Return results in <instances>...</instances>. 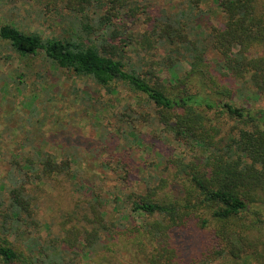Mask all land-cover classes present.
I'll list each match as a JSON object with an SVG mask.
<instances>
[{
	"label": "trees",
	"instance_id": "trees-1",
	"mask_svg": "<svg viewBox=\"0 0 264 264\" xmlns=\"http://www.w3.org/2000/svg\"><path fill=\"white\" fill-rule=\"evenodd\" d=\"M53 1L65 10L61 33L26 32L12 19L0 25V40L20 56L41 53L108 91L120 83L143 94L196 154L168 158L166 173L147 181L144 192L114 193L117 218H106L109 198L93 193L82 211L67 213L68 220L80 214L86 225L72 224L63 236L36 235L26 248L12 237L39 226L26 185L71 171L67 159L56 162L51 154L19 156L14 163L24 177L13 182L7 205L0 201V264H77L84 255L107 257L124 241L144 264H212L224 256L264 264V106H254L264 99V0H187L177 13L153 16L134 0ZM209 1L222 21L204 30L196 18ZM142 12L146 26L135 35L130 27ZM131 46L151 51L153 59L132 63ZM159 49L167 60L157 57ZM125 172L119 180L129 183ZM188 239L195 253L185 258Z\"/></svg>",
	"mask_w": 264,
	"mask_h": 264
},
{
	"label": "rangeland",
	"instance_id": "rangeland-1",
	"mask_svg": "<svg viewBox=\"0 0 264 264\" xmlns=\"http://www.w3.org/2000/svg\"><path fill=\"white\" fill-rule=\"evenodd\" d=\"M134 1L139 7H146L152 16L187 8V0ZM61 5L54 6L53 0H0V25L13 19L26 32L38 30L45 36L59 34L64 26L61 16L65 12ZM200 8L203 14L196 19L204 30L209 23L222 21V12L215 3L204 2ZM145 15L146 12L140 13V20L131 25L135 35L146 26L141 23ZM127 54L134 64L153 59L151 51H138L133 46ZM156 55L160 60L168 59L164 49L156 51ZM207 56L212 61L216 57L211 50ZM182 65L179 74L183 76L188 68L187 61ZM166 75L169 74L163 73ZM111 87L114 90L108 91L89 77L60 68L41 53L20 56L0 40V201L7 205L13 182L24 177L14 163L19 156L29 153L37 158L39 153L42 158L51 154L56 162L67 159L71 171L70 175L60 174L26 185L34 198L39 226L13 233L12 237L24 242V247L36 235L42 238L63 236V230L72 224L86 225L80 214H76L78 221L74 217L68 220L67 213L82 211L93 193L109 198L103 208L106 218H117L110 199L114 193L125 194L131 188L144 192L147 181L166 173L168 158L178 156L189 160L196 154L172 127L160 121L143 94L131 92L120 83ZM235 99L240 101L237 96ZM129 104L135 106L136 112L148 114L147 120L130 110ZM254 106H264V99ZM232 123L228 120L226 126ZM127 163L132 166L124 168L122 165ZM125 170L129 172V183L119 180L126 175ZM187 241L183 255L190 258L196 244L194 239ZM134 251L124 241L108 251L107 257L84 255L77 264H144ZM35 255L38 259L37 253ZM228 257L218 258L212 264L251 262L250 258L233 260Z\"/></svg>",
	"mask_w": 264,
	"mask_h": 264
}]
</instances>
